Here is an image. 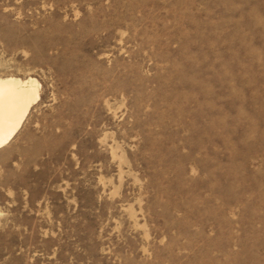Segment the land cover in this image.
I'll return each instance as SVG.
<instances>
[{
	"label": "rangeland",
	"instance_id": "1",
	"mask_svg": "<svg viewBox=\"0 0 264 264\" xmlns=\"http://www.w3.org/2000/svg\"><path fill=\"white\" fill-rule=\"evenodd\" d=\"M0 264H264V0H0Z\"/></svg>",
	"mask_w": 264,
	"mask_h": 264
},
{
	"label": "bare ground",
	"instance_id": "2",
	"mask_svg": "<svg viewBox=\"0 0 264 264\" xmlns=\"http://www.w3.org/2000/svg\"><path fill=\"white\" fill-rule=\"evenodd\" d=\"M38 99L39 84L35 79L0 78V149L19 132Z\"/></svg>",
	"mask_w": 264,
	"mask_h": 264
}]
</instances>
